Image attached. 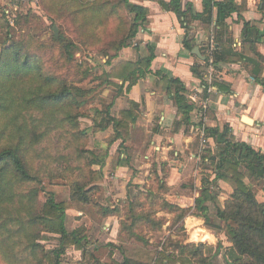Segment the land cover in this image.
Listing matches in <instances>:
<instances>
[{"label":"trees","instance_id":"1","mask_svg":"<svg viewBox=\"0 0 264 264\" xmlns=\"http://www.w3.org/2000/svg\"><path fill=\"white\" fill-rule=\"evenodd\" d=\"M109 2L110 0L103 1L100 7L108 6ZM120 5L132 15V25L129 33L124 35L120 44L114 48L115 53L109 54L110 60L117 58L118 52L131 44L130 41L147 21L148 9L143 5L135 4L131 0H120ZM163 5L165 9L174 11L188 23L191 20L189 14H194L192 6L187 5L185 9L181 0H171ZM214 7L217 8L214 37L216 48H221V52L214 50L212 56L204 53L206 55L204 66L209 65L212 57L215 67L222 61L239 58L251 64V76L264 86L262 77L264 55L258 50V46L262 43L259 28L249 21H243V44L247 50H251L253 56H248L244 51L238 53L233 49L234 37L226 23L227 17L238 9L233 0L214 3L212 0H204L203 12L197 13L192 19L199 18L203 26L210 29L214 21ZM7 34L9 35V32ZM54 38L58 41L59 37L54 35ZM62 46L65 58L68 60V57L73 56L69 52L73 43H64ZM184 46L189 50L194 47L193 40L188 34L184 40ZM154 55L153 49H150L146 56L136 61L121 62L124 65V72L122 76H119L122 80V84H119V93L113 103L105 111H101L105 118H102L99 124L100 130L113 128L112 138L103 154H97L88 148L77 149V156L80 159H85L86 154L90 157L86 158L83 168L79 166L85 174L71 182V201L67 203L57 202L55 192L46 188L43 176L39 174V167H34L32 163V156L38 146L54 131L68 128L79 138L84 136V132L79 128L81 115L79 108L85 103L88 92L52 72H46L41 55L35 52L28 42H15L14 45H7L1 49L0 255L6 264H62L63 256L69 255L68 251L73 247L82 253L80 264L151 263V259H146V257L137 258L128 255V249L124 243L119 247L124 254L122 262L115 260L114 251L109 248L107 258L103 261L98 260L94 253L88 251L87 245L90 243V237L87 228L79 226L69 230L67 219L68 211L73 206L70 204L73 202H79L84 206L93 205L102 219L122 214L120 206L111 209L110 206L93 200L94 192L99 189L95 181L97 177L104 174L107 159L110 157L115 141L120 140L121 143L112 160L111 172L122 160L121 150L128 152L132 141V125L139 117V104L131 101L130 108L121 109L118 114H113L112 108L118 95H121L125 89L129 91L139 79L152 72L151 65ZM192 70L207 87L205 72L201 66L194 65ZM155 74L159 76L160 83H163V90L168 92L178 107L179 121L177 124L184 123L189 126L195 104L189 99L185 83L161 71ZM212 83L218 91L231 93V88L225 82L215 78ZM29 110L31 113L27 114ZM206 136L215 139L218 151L213 153L209 150L208 154L202 157L203 165L213 170L215 175L213 182L233 181L235 188L231 198L225 203V207L218 208L217 222L210 224L207 215L208 207L205 202L215 199V196L210 193L208 186L210 175H206L209 177L205 179L201 195L196 199V208L203 213L208 226L224 231L231 240L232 246L225 252L230 264H264V202L257 200L248 181L250 178H264V152L245 142L233 140L228 126L207 128ZM37 157L40 156L37 155ZM127 161L131 163L130 156L127 157ZM131 167L133 176H135L138 171L134 166ZM169 171L170 166L166 162L154 164L153 176L149 178L150 182L156 180L163 191L151 186L152 184L141 187L134 184L133 180L129 181V185L136 186L138 193L128 196L129 216L126 215L121 222V230L127 235L126 241L137 238L148 242L134 230L139 224H144L147 219H157L154 226L161 229L169 220L171 228L177 224L178 220L187 217L190 208H183L166 198V194L172 190L167 182ZM187 183L188 181L185 184ZM190 187L193 190L196 189L193 184H190ZM42 195L45 197L44 200ZM144 197L148 202L150 199L151 203L148 204L143 199ZM155 202H161L162 206L154 207L152 204ZM161 212L170 214L171 218L161 217L159 215ZM172 214L174 215L173 222ZM45 233H51L57 237L59 244L56 248L47 249L43 244ZM186 246L177 244L173 250L163 249L159 252L155 263L214 264L213 259L202 250L204 244L197 246L193 252H188L189 246ZM150 253L152 252H147L145 256Z\"/></svg>","mask_w":264,"mask_h":264},{"label":"rangeland","instance_id":"2","mask_svg":"<svg viewBox=\"0 0 264 264\" xmlns=\"http://www.w3.org/2000/svg\"><path fill=\"white\" fill-rule=\"evenodd\" d=\"M103 1L106 0H19L13 4L0 1V51L7 45H14L15 42H28L34 51L41 55L46 72H52L88 92L85 103L79 108L81 114L79 128L84 132V136L79 138L68 128L54 131L38 146L32 156L34 167H39V174L43 176L46 188L55 192L57 202L70 203L71 182L85 174L79 166L84 167L86 158L90 155L86 154L85 159H80L77 156V149L88 148L97 154H103L108 147L113 133L111 130H100L99 124L102 118H105L101 111H105L119 93V84H121L119 76H122L124 72V65L121 62L137 60V58L135 60L126 59L121 56V53L125 52V48L128 47L132 50L140 48L141 41L138 38V32L130 41L131 44L118 52L117 58L109 59V54L115 53L114 48L120 44L121 38L129 33L132 15L120 5V0H110L108 6L101 8ZM103 5L106 4L103 3ZM54 35L59 37L58 41L55 40ZM69 42L73 43L69 50L73 56L68 57L67 60L62 44ZM134 55L136 56V53ZM137 57H140L139 53ZM30 113L31 110L27 114ZM136 135L138 136L139 132ZM136 139L135 137V141ZM116 144L119 145L120 142ZM133 149L136 157L139 155L140 161L146 160L143 157L145 147L133 146ZM209 150L212 151L210 148H205V155ZM157 152L159 151L152 150L151 165L144 167L145 170H151V176H153L152 162L154 159L156 161L161 159L157 157ZM188 169L189 175L178 186H174L173 194H166V198L168 195L171 201L182 206H193L188 211L189 224L185 223V218H183L170 228L169 220L160 229L154 226L157 219H147L144 224H139L134 230L148 242L137 238L126 241L127 235L121 230V219L124 218V213L129 216L128 207L123 209L122 202L126 197L127 181L122 182V180L111 178L112 173L108 170L99 178L97 177L95 183L98 184L99 189L94 192L93 200L106 206H120L122 214L119 217L122 218L114 216L102 219L93 205L84 206L72 201L73 203L70 204L73 205L72 209L68 211L67 228L73 230L79 226H85L90 237V243L87 245L88 251L94 253L100 261L107 258L106 240L110 238L117 240L119 244L124 243L128 249V255L151 259L150 264H156L155 261L160 251L173 250L177 244L189 246L188 252H193L197 246L204 244L202 250L213 259L214 264H230L225 252L232 246L231 240L224 231L205 223L203 213L196 208V199L201 195L199 193L204 186L205 179L209 177L206 175H210L208 186L215 199L206 201L205 205L208 207L207 215L210 224H215L218 208L225 207V203L234 192L235 183L225 180L213 182L212 176H215L213 170L210 167L206 168L202 159L198 161L195 159ZM162 176H164L163 173ZM149 178L148 180L142 178L143 181L137 184L139 186L152 184L151 186L163 191L156 180L150 182ZM187 181L188 183L185 184ZM248 181L257 200L263 203L264 178H250ZM190 184H193L196 189L193 190ZM177 191L180 192L178 195ZM42 199H45L44 195ZM143 199L148 204L151 203L150 199L149 202L146 197ZM152 205L157 207L162 206V203L155 202ZM159 215L171 218L168 213L161 212ZM173 216L172 214V222ZM205 230L214 234L213 239L207 237L208 239L199 240L196 235ZM45 234L42 242L46 248H56L59 244L57 237L51 233ZM73 250V248L70 249L71 253L63 256L62 264H80L79 259H75L80 254ZM147 252H152L151 257L150 254L145 256ZM0 264H6L1 255Z\"/></svg>","mask_w":264,"mask_h":264},{"label":"crops","instance_id":"3","mask_svg":"<svg viewBox=\"0 0 264 264\" xmlns=\"http://www.w3.org/2000/svg\"><path fill=\"white\" fill-rule=\"evenodd\" d=\"M131 1L148 9L147 21L138 33V38L141 41L140 48L137 50L125 48V52L121 53V56L126 57V59L135 60L137 58L138 60L140 57L146 56L150 49H153L155 55L151 65L152 72L139 79L129 91L125 89L121 95H118L112 108V113L118 114L121 109L130 108L131 101L139 104V117L136 123L132 125V141L128 152L126 153L124 149L121 150L122 160L111 172L110 166L120 145L116 143L118 141L121 143L120 140L115 141L105 167L106 172L109 170L112 173L111 178L122 180V182L127 181L126 197L122 200L123 209L128 204V196L138 193L136 186L129 185V181L133 180V183L137 184L141 183L143 179L148 180L151 176V170H145V168L151 165L150 156L153 149L159 151L157 157H161V159L158 161L154 159L152 165L166 162L170 166L167 182L172 190L174 186H178L189 175L188 167L195 159L197 161L202 159L203 162L202 157L205 155L206 147L212 149L213 153L218 151L217 143L213 137L206 136L207 142L202 143L200 128L204 127L206 131L207 128L228 126L233 140L245 142L264 152V86L251 76V64L248 61L235 58L234 60L222 61L215 67L213 57L208 66H204L203 63L206 59L205 54L212 56L214 50L221 52V48H216L214 37L217 8L214 7V21L211 28L206 29L199 18L192 19V17H196L197 13L203 12L204 0H181L185 9L187 5L192 6L194 14H189L191 18L189 23L174 11L164 8L163 4L169 3L171 0ZM216 1L226 0H212V3ZM233 2L238 9L227 17L226 23L234 37V51L238 53L244 51L248 56H253L251 50H247L243 44L242 30L245 20L259 28L262 43L258 46V50L264 55V0H233ZM187 34L193 40L194 47L192 50L184 46ZM195 47L199 48L200 55L193 52ZM138 53L140 57H137ZM197 64L205 72L207 83L210 76L212 82L216 78L228 84L231 93L218 91L208 94L207 87L193 73L192 67ZM157 71H161L169 77L179 78L185 83L189 99L195 104V109L191 112V124L189 126L184 123L177 124L179 121L178 107L168 92L163 90V83H160L159 76L155 74ZM262 77L264 78V71ZM205 98L208 101L206 110L202 108L201 104ZM243 116H248L253 122H245ZM106 130H111L113 133L112 127ZM138 132L139 135L137 136ZM135 137L137 138L136 141ZM133 146L145 147L143 157L146 160L140 161L139 155L136 157ZM128 156L131 157L130 164L127 161ZM130 165L138 171L135 176H133ZM214 177L212 176V178ZM172 190L168 195L173 194ZM178 193L180 192L177 191L176 194L178 195ZM168 195L167 199L171 201ZM171 202L178 204L174 201ZM180 206L183 208L193 207ZM110 208L115 209L116 206L112 205ZM114 216L119 217V215L109 217ZM123 216L125 218V213ZM189 217L187 215L185 218L187 224L190 222ZM106 243L108 248L114 251L115 260L122 262L124 254L119 250L121 244L110 238L106 240ZM73 249L75 253L80 254L75 259L82 260L81 251L77 250L76 247ZM70 253L71 251H68V254Z\"/></svg>","mask_w":264,"mask_h":264},{"label":"built area","instance_id":"4","mask_svg":"<svg viewBox=\"0 0 264 264\" xmlns=\"http://www.w3.org/2000/svg\"><path fill=\"white\" fill-rule=\"evenodd\" d=\"M0 1L4 2L5 4H13L14 2H19V0H0ZM207 92H208V94H210L212 92H214V93L218 92L217 88L212 84V77L211 76H210V79L208 81ZM207 103H208L207 98H205V100L201 102L202 108L204 110H206V108L208 106ZM199 132H200L201 137H202V143L205 144L207 142V138H206V131H205L204 127L200 128Z\"/></svg>","mask_w":264,"mask_h":264},{"label":"bare ground","instance_id":"5","mask_svg":"<svg viewBox=\"0 0 264 264\" xmlns=\"http://www.w3.org/2000/svg\"><path fill=\"white\" fill-rule=\"evenodd\" d=\"M199 237V240H202V239H213V235L212 233H210L209 231H203V232H200L198 235H196ZM208 237V238H207ZM198 241V240H197Z\"/></svg>","mask_w":264,"mask_h":264},{"label":"water","instance_id":"6","mask_svg":"<svg viewBox=\"0 0 264 264\" xmlns=\"http://www.w3.org/2000/svg\"><path fill=\"white\" fill-rule=\"evenodd\" d=\"M55 32H56V34H58V31H57L56 28H55ZM193 52L196 53V54H198V55H200V51H199V48H198V47H195L194 50H193ZM243 119H244L245 122H247V123H252V122H253V120L250 119L248 116H243ZM205 231H206V230H205ZM210 233H212V232H210ZM212 235H214V234L212 233Z\"/></svg>","mask_w":264,"mask_h":264}]
</instances>
